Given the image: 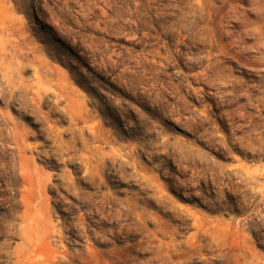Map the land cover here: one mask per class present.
I'll list each match as a JSON object with an SVG mask.
<instances>
[{"label": "rangeland", "instance_id": "1", "mask_svg": "<svg viewBox=\"0 0 264 264\" xmlns=\"http://www.w3.org/2000/svg\"><path fill=\"white\" fill-rule=\"evenodd\" d=\"M0 264H264V0H0Z\"/></svg>", "mask_w": 264, "mask_h": 264}]
</instances>
